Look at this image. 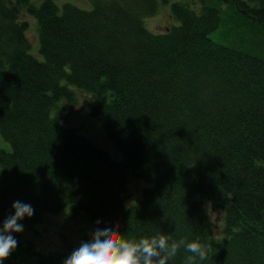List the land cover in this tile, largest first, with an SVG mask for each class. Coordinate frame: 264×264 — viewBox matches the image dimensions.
<instances>
[{
    "label": "trees",
    "instance_id": "16d2710c",
    "mask_svg": "<svg viewBox=\"0 0 264 264\" xmlns=\"http://www.w3.org/2000/svg\"><path fill=\"white\" fill-rule=\"evenodd\" d=\"M90 2L0 0V135L10 146L0 147V225L13 202L32 205L13 235L37 264L65 255L27 233L66 210L88 216L85 241L118 226L130 239L210 244L197 264H264V0L175 1L179 24L162 34L144 25L160 0ZM76 90L94 97L91 117L117 159L63 123ZM133 179L146 185L135 202ZM210 201L225 210L219 237ZM188 255L181 248L170 264Z\"/></svg>",
    "mask_w": 264,
    "mask_h": 264
},
{
    "label": "rangeland",
    "instance_id": "374dc122",
    "mask_svg": "<svg viewBox=\"0 0 264 264\" xmlns=\"http://www.w3.org/2000/svg\"><path fill=\"white\" fill-rule=\"evenodd\" d=\"M181 0H160L156 15L147 16L144 18L145 27L157 34L168 32L172 27L178 26L179 22L173 17L172 3ZM42 0H33L36 6L41 4ZM65 3H70L83 10H91L93 8L90 0H56V4L61 8ZM21 19L28 23L26 32L27 40L31 45L30 53L36 56L39 55V38H38V22L30 16L26 8H22ZM238 40H235L237 44ZM75 92V90H74ZM78 103L75 106H67L65 108V119L63 123L73 127L76 131H80V135H85L95 145L102 146L107 149L114 158L118 154L114 151L112 145L107 140L105 131L98 126L95 120L91 117V110L94 106V97L87 93L78 92ZM64 102H62L63 105ZM0 147L9 149V144L0 135ZM103 148V149H104ZM117 159V158H116ZM146 185L136 179L131 183V190L134 198L132 202L141 198L142 192ZM224 197V194L221 195ZM211 226L217 237L224 233V217L225 210L219 207L217 202H208L206 204ZM90 229L88 216L82 213L79 217L70 219L65 212L58 214H47L43 221L35 227L33 231L27 233L25 239L33 241L42 251H59L65 255V258L79 246L81 241H85L84 235ZM3 264H37L30 259L26 254L17 249L12 255L3 262Z\"/></svg>",
    "mask_w": 264,
    "mask_h": 264
},
{
    "label": "clouds",
    "instance_id": "9594fccd",
    "mask_svg": "<svg viewBox=\"0 0 264 264\" xmlns=\"http://www.w3.org/2000/svg\"><path fill=\"white\" fill-rule=\"evenodd\" d=\"M12 208L14 214H9L0 225V264L17 249L18 241L13 233L24 231L20 221L31 218L35 211L31 204L19 200L13 202ZM181 248L190 253L184 264H197V259L204 261L211 252L210 244L199 241H177L163 234L130 239L118 226L96 228L89 240L81 241L63 264H170Z\"/></svg>",
    "mask_w": 264,
    "mask_h": 264
}]
</instances>
